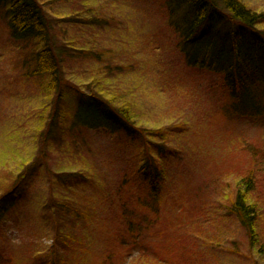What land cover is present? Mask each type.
<instances>
[{"label": "rangeland", "instance_id": "rangeland-1", "mask_svg": "<svg viewBox=\"0 0 264 264\" xmlns=\"http://www.w3.org/2000/svg\"><path fill=\"white\" fill-rule=\"evenodd\" d=\"M36 1L57 20L53 33L65 47L64 130L43 135L57 96L26 78L33 45L11 37L0 6V192L32 166L4 208L1 264H55L57 254L72 264H183L178 256L187 264H264L233 211L239 181L253 174L250 201L264 242V120L226 113L233 100L222 79L186 65L187 10L171 0ZM237 1L264 14V0ZM253 25L264 32V22ZM93 96L121 116L128 109L135 135L99 127L95 107L87 109ZM147 157L165 179L152 225L134 171ZM60 201L68 212L54 205ZM130 217L139 220L138 244L109 253Z\"/></svg>", "mask_w": 264, "mask_h": 264}, {"label": "trees", "instance_id": "trees-1", "mask_svg": "<svg viewBox=\"0 0 264 264\" xmlns=\"http://www.w3.org/2000/svg\"><path fill=\"white\" fill-rule=\"evenodd\" d=\"M171 1L172 4L174 3L180 8L184 7L187 10L186 13L188 12L182 18L185 22L184 25L182 23L183 41L180 43L182 51L185 53L186 65L190 68L205 70L222 79L233 100L229 102L230 106L225 108L226 113L229 112L234 117L251 122L260 123L264 120V76L261 74L264 70V62H262L264 60V32L257 30L256 25H253L255 21L256 24L264 22V14L257 16L249 13L247 7L237 0ZM0 6L6 10L11 37L15 41H28L33 45L34 52H31L26 78L46 84L44 88L47 86L48 91L57 96L56 104L53 106V115H50L49 130L43 131L45 138H49L56 126L60 130H64L59 123L64 117L61 108L60 88L67 83L63 77L61 57L65 47L58 43L56 34L53 33L57 20L52 19L36 0H0ZM90 56L94 58L96 55L90 54ZM87 103L89 106L87 109L91 114L94 113L93 107L98 112L99 127L109 122L121 127L128 136L135 135L136 132L133 130L134 126L131 123L128 109H123V116H121L94 96L90 97ZM86 111L77 114L78 120L80 117L82 120L87 116ZM45 138L43 145L47 142ZM31 169L32 166L20 172L12 181L10 188L0 192V224L6 213L5 205L18 195L23 184L31 176ZM134 171L136 184L140 185L143 196H138L137 201L152 215L150 223L152 225L158 220L157 216H159L161 207L162 185L165 181L164 170L156 160L147 157L139 169H134ZM253 188V174H248L242 181H239L233 202V211L247 232L250 246L264 257V242H260L256 232V205L251 204L250 201ZM54 205L60 211L66 208L68 212V206L64 202H54ZM56 210H51V212L56 215ZM48 217L51 222L55 220L50 215ZM138 222L139 220L132 217L126 221L124 239L116 240V242L113 239L116 247L113 246L109 253L119 255L120 249H125L130 241L135 245L138 244V240L134 237L135 234H139L137 231ZM58 234L59 230H56L53 240L57 246ZM65 245L66 252L70 243L67 242ZM57 246L55 244L52 249L58 250ZM186 251H188L186 248H181L178 253ZM54 259L56 262L58 261V264L73 263L72 260L66 261L59 254ZM178 259L183 264L188 262L184 256H178ZM5 260V257L0 259V264Z\"/></svg>", "mask_w": 264, "mask_h": 264}]
</instances>
